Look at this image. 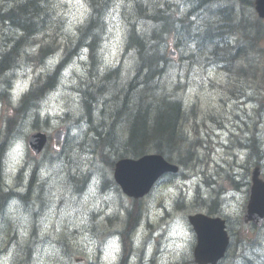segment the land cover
<instances>
[{"label": "rangeland", "instance_id": "1", "mask_svg": "<svg viewBox=\"0 0 264 264\" xmlns=\"http://www.w3.org/2000/svg\"><path fill=\"white\" fill-rule=\"evenodd\" d=\"M4 0H0V5L3 4ZM77 4H84V0H58L55 9L57 11V16L66 21L64 31H66L67 27V19L68 17L65 15V13L73 8V5ZM2 12V11H1ZM42 12V10H41ZM110 15V17H109ZM107 20L108 25L106 27L105 33L103 32L101 34L100 41L101 42V49H100V60H101V67L103 69L115 66L117 64H122L124 67L128 65L130 62L129 54H124L123 50V43H122V30L120 25V18L119 14L116 11V9H113L110 11ZM51 18L45 17L46 22L49 21ZM10 23H1L0 21V44H6L7 42H12L13 44H17V47L20 50L21 41L22 39L29 36V34H21L19 33V29H15L13 26H10ZM80 24L76 25L73 29V32H71L73 35L75 33L76 28ZM119 28L120 31V39H119V47L118 50H116L114 53L110 52L109 50H104V45L106 43H110L115 39L116 36V30ZM110 29H112L110 31ZM50 34L51 32H47ZM32 40L38 44H44L46 41L49 42L50 39L46 33H41L36 35L32 38ZM55 45H58L59 48V54L61 53V50L64 45V41L61 40L60 37H57L55 39ZM261 46L264 47V42L261 43ZM84 47L81 46H74V50H81ZM25 52V49L21 47L20 53L18 56H20L17 60V66L13 68L12 70H9V72L5 75V79L7 83H10L13 77H16V80L13 84V95L17 96L21 92H23L25 89L21 91H17L16 89V83L18 81L24 82L28 85L37 77L38 75H42L46 73L48 70V67L42 66L37 67L34 65V63L27 61L23 58V54ZM106 56H110L111 63H107L105 60ZM77 63L70 64L64 73L69 70L71 67L72 70L69 73L68 79L69 80H78V78H81L85 74V65L80 62L78 59L75 60ZM50 62V61H49ZM264 62L262 61V57L256 58L254 61V64L260 67V64L262 65ZM264 65V64H263ZM209 66V65H207ZM206 66V67H207ZM79 69V71H77ZM101 70V69H100ZM102 71V70H101ZM197 75H195L193 68L189 69V74L185 82L182 84L184 87H188L186 92L184 93V100L187 107L186 110V117H185V124H184V130L187 132L188 136L192 139H196L198 136H202L201 142L195 141L194 149L198 152V160H195V168L192 169H182V172L185 173L188 177H190V182L188 183V188L191 186L195 187V184L198 182L201 184L202 190L201 192L197 193L196 190L190 189L189 196L187 199L181 202V205L179 209L175 206V201L177 200V197H179V188L182 186L181 180H183L182 177H168L165 181H163L160 188H157L155 192L150 196H147L145 200L141 201L139 203V207L143 212H146V209H148V214L146 216L143 215L141 218V222H143L145 225L148 223L149 220L151 222H161L162 225L166 224L167 221L174 217L177 214H182L185 218L188 214L204 211L207 209V205L211 203V201L215 200L217 198V194L220 191L226 192L228 190H231L235 187V184L232 182L231 178L234 177L237 181H242L244 178H246L247 174L245 171V165H246V156L247 152L242 151L240 149H237L236 146H238V142L244 139V133H252L253 135L257 134L256 127H252V124L254 121H256V125H259V112H256L255 115H253L254 111L252 108H249L247 106L246 113L248 115H253L251 118V121L247 120V116L240 113V105H244L245 103H241L240 101L242 98H240V95L236 93V90L240 87L241 84H239V81L236 79H229L228 75L223 73L222 71L218 70L216 67H210L207 69H200L196 71ZM63 73L62 81L65 79ZM82 74V75H81ZM81 75V76H79ZM74 78V79H73ZM258 75L256 80L251 83L250 80H246L242 83H246L251 85L252 90L256 95H258L257 89L260 90L261 93H264V85L260 82L261 78ZM129 77L126 78V83ZM163 80L168 84L172 85L175 82L181 81V74L174 72L169 66H167L166 73L163 77ZM56 85V86H55ZM53 86V90L55 92L63 91L66 92L65 89H68L70 86L69 84H62L61 80H57L56 84ZM1 87V85H0ZM243 89H245L243 87ZM89 90V89H88ZM230 90L234 91V94L230 93ZM86 91V90H84ZM107 87H103L102 93L105 94L104 97L100 95L99 103L101 107V112L103 113V117L100 114V120L98 123L95 124V118H93L92 125L97 130H99L103 125H107L111 122V120L108 121V118L110 117V112L113 108L112 102H105L104 99H111L110 96L107 95L108 91ZM54 93V92H52ZM52 93H50L48 96H50ZM43 96V94H42ZM67 102V106L69 105V99L67 96L63 98ZM46 100V99H45ZM225 103H224V102ZM36 104H31L29 110H28V116L30 119L37 120V115L41 109V105L43 102V98H38L35 100ZM80 102V100H79ZM74 105L75 109L77 108V101H71V106ZM65 106V105H62ZM5 106L0 103V117L3 119L5 117L4 113ZM50 113V112H48ZM73 113V111H71ZM51 114V113H50ZM52 115V114H51ZM238 115V117H237ZM244 117L242 120L239 118ZM212 119H214L212 121ZM64 122L68 126L69 131H71V134H73V130L76 131V134L73 138H83L85 139V128L84 124L86 122V116L85 111L80 105L77 110L74 111V115L71 116H64L63 117ZM202 120H205L202 123ZM262 125L261 128L263 129L261 131L262 134V141L264 143V110L262 111ZM245 122L249 124V126L245 125ZM95 124V125H94ZM121 127L124 129L123 124H120ZM223 127V130L221 128ZM230 132L234 133V136L230 134ZM93 131L90 130V136L88 137L89 142L93 145L91 141ZM72 138V137H71ZM17 139H22V136L20 135L17 137ZM210 142L212 143L211 149L208 151L203 148L204 145L211 146ZM216 142V143H215ZM246 142V141H244ZM94 146V145H93ZM224 146V148H222ZM70 155L75 159V161L78 160V158L86 157L88 153V149L81 141L77 142H71L69 147ZM7 153V152H6ZM109 155H111V152H107ZM234 154H237L234 156ZM6 157V156H5ZM188 156H185L187 158ZM264 161L261 160V162ZM23 163V161H22ZM16 166V170L22 165ZM6 167L4 168V180L9 183H11V187L15 185L14 173H8L6 172ZM253 169V167L250 168L248 173ZM77 170V169H76ZM52 170H50L47 167H44L42 171L34 172L26 186L25 189H28L29 182H34L32 191L34 192V196H29V198H32L30 200H27L26 202L22 201L20 198L16 199L14 202H12L9 205H7L8 209V215L5 214L6 217H11L14 221H17L18 223L20 221L22 222V226L25 230L31 231L35 227L36 220L38 217L41 216L40 209L38 211H30L27 210L26 207L33 201H37L40 198L46 197L49 193H56V195L62 199L68 200V204H73L74 206H80L81 202H83L84 197L89 194L90 189L94 190L95 192L98 190V187L96 183H92L90 187L84 189L86 190V193H82L77 198H75L74 192L66 187L65 185L61 184L60 182L52 179L51 177H48ZM101 171V170H100ZM235 171V173L233 172ZM263 175H264V169H263ZM193 179V180H192ZM14 180V181H13ZM173 183H169L172 182ZM49 187V189H47ZM109 190L108 183L102 179L101 180V191L102 193ZM244 188L239 191H235V193L238 194L239 199L237 200L236 197H232L234 201H236L238 205V213L235 214H225L229 218V223L231 226V229L237 227V224L235 223L236 218H240L242 215L243 210V204H244V194H243ZM15 193V192H14ZM20 193V192H18ZM22 193V192H21ZM110 193L108 192L106 195L108 196ZM187 194V192H186ZM200 197H203L204 202L202 203L200 200ZM155 200L156 202V209L150 210L149 209V202ZM88 202L87 204H89ZM54 202H50L47 199H44L42 201H37V206L39 208L42 205H47L48 210L45 211V215H48L49 211L52 210ZM67 204V205H68ZM108 204L111 206L113 203L111 201H108ZM55 205V204H54ZM66 205V206H67ZM161 205L165 206L167 209L161 208ZM66 206H63L62 208H55L54 215L61 216L62 212H68L71 208H67ZM9 207V208H8ZM19 211V213H15L14 211ZM222 212V211H221ZM161 213L163 216H161ZM166 213V214H165ZM223 213V212H222ZM224 214V213H223ZM47 217V216H44ZM10 218V219H11ZM0 219V229L6 228L9 220ZM13 232V234H12ZM150 233V236H156V233H153V231L150 229L148 230L146 226H143L141 230H139L135 237H139L140 240L142 238H145ZM40 236H46L49 235L50 232L47 231H40ZM166 234V233H165ZM192 234V232H191ZM260 237L261 239H264V230L260 231H253L250 234L247 235V237ZM6 242L9 241L10 247L9 251L5 254L0 255V264H4L5 259L7 258L9 261V264H12L13 261V254L17 249L16 243L22 244V238L26 239L28 237V234L24 232V230L20 229L19 227H13L11 231H5L0 236V253L4 252L5 250H1L4 245V240ZM88 239L85 241H89V236H87ZM242 237V235H241ZM191 241H193V235L191 238ZM163 243V250L165 251L164 259L160 262V264H176L182 259L187 258L188 251H191V242H189L187 251H185L183 254L176 255L178 252H173L171 249H168L165 247V244L167 241L165 240V237L162 241ZM82 244H77V251L81 252L83 249ZM76 246V243L72 245V249ZM150 246H154V243L152 242ZM91 247V246H89ZM92 250H94L91 247ZM65 252V248L63 249ZM139 251V250H138ZM135 250V247H132L128 252L125 254L124 262L125 264L133 261V260H139V256ZM19 257H15V259H18ZM69 258V257H68ZM67 257H63L61 253L58 251V248L49 245V244H43L41 246H29L27 248V262L28 264H69L70 260H68ZM191 260V256L187 258V262ZM19 264V263H15ZM145 264H159L158 260L145 259ZM182 264V263H180ZM240 264V262L238 263ZM252 264H264V262H261L257 259H254Z\"/></svg>", "mask_w": 264, "mask_h": 264}, {"label": "trees", "instance_id": "2", "mask_svg": "<svg viewBox=\"0 0 264 264\" xmlns=\"http://www.w3.org/2000/svg\"><path fill=\"white\" fill-rule=\"evenodd\" d=\"M57 1L7 0L9 8L0 10L1 23L9 22L11 27L20 30L19 33L29 34L22 39L20 50L21 47L29 48L32 38L36 35L45 33L47 28H54L53 23L56 22L51 19L50 23L46 22L45 17L51 18ZM248 1L251 6V1ZM113 2L85 0L89 13L78 30L82 32L80 40H89L87 46L93 49L92 51L98 50L101 34L106 30V14ZM125 4V15L129 12L134 16L133 20L129 21L131 30L125 31L126 48L133 54L132 67L125 72L118 68L112 69L102 76V86L97 88L99 69L91 62V68L87 67L77 90L81 95L83 93L80 105L85 111L86 122H89L88 128L93 131V145L104 146L111 155L130 149L132 156H139L144 153L143 148L146 147L159 150V144H162L169 150L175 144L179 146L183 143L180 133L185 115L178 96L181 85L180 82L168 85L163 80L168 66L163 53L168 42L172 40L182 46L178 48L181 51L179 62L187 71L197 65H218L225 70L236 69L240 59L249 61L255 52V46L252 40L231 36L243 37L247 33L245 31L250 30L252 35L257 37L259 22L245 13L240 16L236 8L232 7V0H126ZM142 23L146 24L147 30L137 34L135 30L140 28ZM55 26L58 28L57 24ZM231 32L233 35L228 36ZM237 32L243 35L236 34ZM57 33L60 35L61 31L58 30ZM54 37L57 38L58 35L55 34ZM51 45L53 42L41 46L39 50L46 53L53 48ZM77 46H81V43ZM20 50L17 44H13L2 54L0 76L17 66ZM70 58L71 56L65 57L62 64L69 62ZM92 60L97 61V57H92ZM62 64L48 81L52 88L56 84V81L53 82ZM127 76L131 77L126 83ZM104 86L107 87V95L111 97L104 100L113 104L108 118L111 122L103 125V130L102 127L97 130L92 121L95 118L96 124L102 120L99 98L100 95L105 96L102 93ZM32 103L36 104L34 101ZM25 108L27 103L23 106V109ZM120 124H123L124 129ZM126 132H129V139L125 137ZM10 195L16 196L12 193ZM25 196L21 193L18 198L26 201Z\"/></svg>", "mask_w": 264, "mask_h": 264}, {"label": "clouds", "instance_id": "3", "mask_svg": "<svg viewBox=\"0 0 264 264\" xmlns=\"http://www.w3.org/2000/svg\"><path fill=\"white\" fill-rule=\"evenodd\" d=\"M72 9H69L65 15L68 17L67 19V27L66 31L73 32V29L76 25L82 23L85 16H87L89 9L84 4H77L73 5ZM112 29H110L111 31ZM119 39H120V31L119 28L116 30V36L113 41L110 43H106L104 45V50H109L110 52L114 53L116 50H118L119 47ZM105 60L107 63H111L110 56H106ZM72 68L70 67L68 71L64 73L65 79L61 82L62 84H75V80H69L68 76L71 72ZM79 71V69H77ZM27 88V84L24 82L18 81L16 83V89L17 91H21L23 89ZM70 93H66L63 91H56L52 93L46 100L42 102L40 114L44 115L48 112L52 114V116H59L63 111H75V106H67V102L63 99L65 96H70ZM74 99V98H73ZM65 105V106H62ZM53 125H56L58 122L53 119L52 121ZM76 134V131L73 130V135ZM24 158V141L23 139H16L14 140L5 157V164L7 165L6 172L8 173H14L16 170V166L20 165ZM56 195V193H54ZM96 195V192L94 190L89 191V194L84 197L83 202H81L79 207H73V204H68L67 208H72L73 211H80L83 205L87 204L88 201ZM232 197H236L237 200L239 199L238 194L235 192H226L222 196L223 203L221 204V211L224 214H235L238 213V205L236 201L232 199ZM105 200L111 201L113 204H115L116 197L112 194H109L108 196L104 197ZM149 209L155 210L156 209V202L155 200H152L149 202ZM55 205L53 204L52 210L49 211L48 216L45 217V220H48L50 217L54 215ZM67 217H71V212H62L61 213V221ZM44 221H42L43 223ZM79 222L81 224L86 223V216L81 215L79 218ZM45 227H47V223H45ZM165 240L167 243L165 244V247L168 249H171L174 253L177 251H187V247L189 242L191 241L192 234L190 230V225L188 224L186 218L182 214H177L174 217L170 218L167 223L165 224ZM85 239L87 240L88 237L86 236ZM136 243H140V238L137 237ZM89 244L91 246H94L96 244L95 240H90ZM91 247H89V251H91ZM105 253V259L114 260L113 252L116 251V240L112 239L109 240L106 245L103 248ZM149 251H151V247L149 248ZM4 264H9L8 259L6 258L4 261Z\"/></svg>", "mask_w": 264, "mask_h": 264}, {"label": "water", "instance_id": "4", "mask_svg": "<svg viewBox=\"0 0 264 264\" xmlns=\"http://www.w3.org/2000/svg\"><path fill=\"white\" fill-rule=\"evenodd\" d=\"M255 10L260 18H264V0H255ZM146 167H148V164L144 162H141L138 165L131 162H125L124 164L121 165V174H120L119 182L127 192H133L135 194H137L138 192L140 193L145 192L147 190V186L149 184L150 179L153 178L155 174L161 172L166 168L165 166L162 165H158V166L156 165L153 172L148 173V176H146L148 180H145V178L143 177L142 169ZM146 171H150V170H148L147 168ZM252 181H253V185H252L253 193H251V199H255L259 197L258 192L261 190L264 184H261L256 179V174H254ZM262 197H263L262 198L263 204L260 207V209L256 212L257 217H261L264 214V196Z\"/></svg>", "mask_w": 264, "mask_h": 264}, {"label": "bare ground", "instance_id": "5", "mask_svg": "<svg viewBox=\"0 0 264 264\" xmlns=\"http://www.w3.org/2000/svg\"><path fill=\"white\" fill-rule=\"evenodd\" d=\"M144 4V3H143ZM29 8V7H28ZM150 9V8H149ZM13 10V9H12ZM38 13V12H37ZM40 17V16H39ZM41 19V18H40ZM18 21V20H17ZM5 22H7V21H5ZM136 22V21H135ZM7 23H9V22H7ZM16 25H18V24H16ZM82 47H84V46H82ZM85 48V47H84ZM56 86V85H55ZM84 97V96H83ZM93 105V104H92ZM94 106V105H93ZM97 106V105H96ZM99 107V106H98ZM95 111V110H94ZM101 111V110H100ZM107 152H109V151H107ZM34 183H35V181L34 182H29V185H28V189L26 190L25 189V187H24V190L22 191V194L23 195H26V193H28V191H29V189H30V185H31V189H33V185H34ZM18 192H16V194H17ZM12 194H14L15 195V193H12ZM19 194V193H18ZM21 194V193H20ZM27 201V200H26ZM26 201H24V202H26Z\"/></svg>", "mask_w": 264, "mask_h": 264}, {"label": "snow or ice", "instance_id": "6", "mask_svg": "<svg viewBox=\"0 0 264 264\" xmlns=\"http://www.w3.org/2000/svg\"><path fill=\"white\" fill-rule=\"evenodd\" d=\"M50 63H52V62L50 61Z\"/></svg>", "mask_w": 264, "mask_h": 264}]
</instances>
